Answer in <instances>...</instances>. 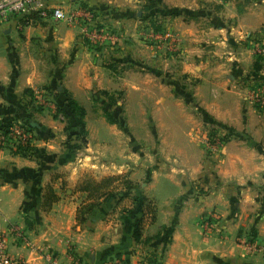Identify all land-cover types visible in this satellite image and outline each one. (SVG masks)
Listing matches in <instances>:
<instances>
[{
	"label": "crops",
	"instance_id": "0c3cea01",
	"mask_svg": "<svg viewBox=\"0 0 264 264\" xmlns=\"http://www.w3.org/2000/svg\"><path fill=\"white\" fill-rule=\"evenodd\" d=\"M50 3L89 10L116 35L92 52L79 27L0 24V129L29 124L38 152L0 149L8 254L26 264H264V106L246 99L259 76L264 0ZM120 91L124 131L101 95ZM65 97L84 110L83 134L59 120ZM205 127L221 142L215 150ZM135 197L149 200L134 219L137 240Z\"/></svg>",
	"mask_w": 264,
	"mask_h": 264
},
{
	"label": "built area",
	"instance_id": "2783aa9c",
	"mask_svg": "<svg viewBox=\"0 0 264 264\" xmlns=\"http://www.w3.org/2000/svg\"><path fill=\"white\" fill-rule=\"evenodd\" d=\"M50 2L51 0H0V24L5 23L9 16L22 18L24 25H30L36 19H51L53 22H62L68 26L79 27L84 35L82 38L90 44L100 46L112 37L111 32H107L104 28L96 27L92 30L94 15L91 11L80 8L63 9L60 6H52ZM256 55L264 60V45L256 47ZM255 85H257L256 89H247L246 99L257 108H262L264 106V82L259 83L258 81ZM59 118L62 120L60 115ZM4 126L0 129V149L19 153L20 150L27 147H34V134L25 124L19 121H12ZM217 145L218 142L211 149L215 150ZM0 264H26L22 259L12 258L8 254L2 237H0ZM51 264H55L54 261H51ZM72 264H77V261L73 260V258ZM105 264L124 263L114 259ZM142 264L157 263L146 259Z\"/></svg>",
	"mask_w": 264,
	"mask_h": 264
},
{
	"label": "rangeland",
	"instance_id": "374dc122",
	"mask_svg": "<svg viewBox=\"0 0 264 264\" xmlns=\"http://www.w3.org/2000/svg\"><path fill=\"white\" fill-rule=\"evenodd\" d=\"M75 27V26H74ZM92 30L94 29V28H96V27H98V23H93L92 24ZM101 28H104V29H106L107 30V32H111V34H114V35H116V33H115V31L114 30H112V28L111 27H108V26H105V25H103V27H101ZM80 37H84V35H83V33H82V31H81V33H80ZM84 41V43H86V45H87V47L92 51V52H95L96 50H97V48H100L97 44H90L88 41H85V40H83ZM129 44V42H128V39H123L122 40V45H128ZM107 45L109 46V44H104L103 45V47L104 48H107ZM101 46V45H100ZM255 48V47H254ZM256 52V48H255V51L252 53L253 54V57H255V56H257L256 54L254 55V53ZM125 58H133L131 55H127V54H124L123 55ZM124 58V59H125ZM255 59H256V57H255ZM258 59H260V68H259V71H253V74H258L259 76H256V77H258L257 79H255L254 81H259V83L260 82H264V60H262L260 57H257V60ZM132 60V59H131ZM148 64V63H147ZM146 63H145V65H147ZM131 69H133V68H131ZM123 70L121 69L120 70V75L121 74H124V73H127L128 75H131L132 74V71H128V70H124L123 72H122ZM262 74V75H260V74ZM262 76V77H261ZM124 77V76H123ZM170 78V77H169ZM167 80H169L168 79V77L167 78H165L164 79V81H167ZM171 80V79H170ZM254 81L253 80H251V87H249V90H252V89H256L257 88V85H255V83H254ZM173 89V88H172ZM102 95V97H104L105 98V100H106V105H104L105 107L107 106V110H104V111H106L107 113H108V116H110V117H113V119L114 120H116L117 121V126L120 128V130H122L123 129V131H124V128L127 130V125H126V120H125V118H124V116H123V110H124V108H125V100H124V94H123V91H120V93L119 94H115V95H108V94H104V93H102L101 94ZM184 97L187 99V101H185V102H182V103H185V105H186V108H188V109H190V110H193L194 109V103H192L191 102V100H190V96L189 95H187V93H185L184 94ZM182 100L184 101V99L182 98ZM254 108H257L255 105H252ZM258 110H261V109H259L258 108ZM59 120H60V118H59ZM148 120H146V122H147ZM149 128V127H148ZM151 129V128H150ZM211 130H212V128H210V127H205L204 129H203V132H205V137L206 138H208V139H206V141L204 142L205 143V146L209 149V150H211V147H215V145H216V143L218 142V137H215V135L211 132ZM214 130V129H213ZM209 131V132H208ZM211 132V133H210ZM126 137V136H125ZM33 139H34V141H35V139H36V137H35V135H33ZM134 139H132V137L131 136H128V137H126V141L128 142V145H131V146H135V144L133 143L134 141H133ZM140 143H142L140 146H142V145H144V143L142 142V141H140ZM153 143L154 142H152L151 143V146L153 147ZM221 142L219 141L218 142V145L217 146H219V144H220ZM151 146H147L146 148H145V151L147 152V153H149V151H151L152 149V147ZM151 149V150H150ZM215 149V148H214ZM149 201V200H148ZM148 201L147 200H145V203L148 205Z\"/></svg>",
	"mask_w": 264,
	"mask_h": 264
},
{
	"label": "trees",
	"instance_id": "16d2710c",
	"mask_svg": "<svg viewBox=\"0 0 264 264\" xmlns=\"http://www.w3.org/2000/svg\"><path fill=\"white\" fill-rule=\"evenodd\" d=\"M157 10L155 12L159 13V10L161 9L159 5H153L152 9ZM163 13L169 14V15H181L184 14L183 12L172 9V10H163ZM187 14V13H186ZM189 15V14H188ZM158 28L154 27V31H157ZM260 59H256V62L254 64V70L257 71L259 69L260 65ZM259 65H258V64ZM104 94H107L103 92ZM58 112H60L62 116V120H66L67 126L69 129H75L77 131V134H83V116H84V110L80 106H78L72 99L65 97L64 103L58 108ZM104 114L108 118V120L113 124H118L116 120L113 119V117L108 116V113L104 111ZM32 132V128L29 127V124L26 125ZM125 129V128H124ZM34 134V132H33ZM18 154H21L22 156H27L29 154H38L37 150H35L34 147H27L23 150H20ZM125 184H129V182H125ZM134 201V207L130 211L129 216L132 217V219H136L139 213H141V209L143 207V204L145 203V198L143 197H135L133 199ZM140 219L134 220L133 224V233L132 238L134 240H137L140 236V230H139V222Z\"/></svg>",
	"mask_w": 264,
	"mask_h": 264
},
{
	"label": "water",
	"instance_id": "95a60500",
	"mask_svg": "<svg viewBox=\"0 0 264 264\" xmlns=\"http://www.w3.org/2000/svg\"><path fill=\"white\" fill-rule=\"evenodd\" d=\"M140 15H141V14H140V12H139V13L137 14V16L140 17Z\"/></svg>",
	"mask_w": 264,
	"mask_h": 264
}]
</instances>
